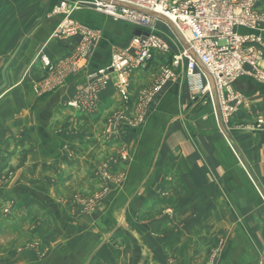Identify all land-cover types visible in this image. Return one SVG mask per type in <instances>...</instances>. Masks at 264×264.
Here are the masks:
<instances>
[{
  "label": "crops",
  "instance_id": "crops-1",
  "mask_svg": "<svg viewBox=\"0 0 264 264\" xmlns=\"http://www.w3.org/2000/svg\"><path fill=\"white\" fill-rule=\"evenodd\" d=\"M58 1L0 0V71L5 58L14 56L10 69L14 77L11 89L0 96V163L5 161L7 166H14L15 178L12 182L27 185V193L33 195L34 199L44 198L37 193L43 190L39 185L42 171L36 173V169L47 166L45 162L51 164L61 157L64 146L66 150L72 148L74 139L69 130L80 126L91 127V135L95 136L103 121L113 115L124 117V122L112 131V144L104 148L106 155L112 158L113 152L123 147L130 155L127 166L146 167L152 169L147 171L152 173L154 170L152 181L159 180L162 185L164 178L160 174V167L195 169L225 167L234 163L229 156L227 138L235 143L248 169L255 167L251 157L250 161L243 158L242 152H248L249 148L261 146L257 157L264 161V130L252 132L250 137L239 131L227 133L224 129L226 136L220 127L217 129L214 125L217 122L214 105L200 107L203 101L196 100L186 84L185 61L177 66L173 64V57L181 53L182 44L171 31L172 37L158 33L168 48L165 51L155 50L153 58L144 68L129 73L128 100L125 101L117 91L115 78L112 76L103 83L104 79L101 80L98 71L110 63L114 53L123 51L129 45L136 28L129 22L115 21L89 7H80L72 18L86 31H92L93 38L88 41L83 35L54 37L53 33L63 21L62 16L51 14V9ZM70 1L87 3L89 0ZM257 12H264V0H260ZM159 25L169 29L163 23L155 24L156 27ZM240 33L255 36L264 45L263 29H242ZM43 56L55 65L56 72H62V84L53 92L38 96L33 90L35 85L50 75L43 68ZM167 69L173 73V78L162 82L163 72ZM247 70V74L233 83V90L244 98V104L237 114L243 120L264 113V82L254 75L257 70L264 71V61H259L255 69ZM90 90L97 104L94 111L80 112L64 106L74 96L80 94L83 97ZM138 119L142 121L141 124L133 125L132 121ZM242 136L250 138L248 143L251 147L241 143ZM18 137L22 139L17 141ZM99 146L95 144V148ZM144 153H150L149 159L144 158ZM9 154L11 162L5 159ZM260 167L264 168V163L261 162L257 170ZM251 176L255 179L256 190L264 193V180L259 173L255 172ZM176 180L173 173L164 181L165 186L152 192L150 190L148 194L144 192L145 182L149 181L146 176L140 180L136 191L144 192L142 197L147 194L150 199H156L158 204L169 202L174 215L181 209L187 213L191 210V207H176L178 201L210 198L206 190L192 193L189 181L186 186H181ZM159 189L165 190L160 192ZM124 193L130 196V192ZM193 209L196 210L195 207ZM194 216H197V212H194ZM172 220L175 229L178 224L174 218ZM173 239L158 241L156 249L159 250L155 256H160L164 261H167L165 256L172 258L175 253L172 250L166 252L164 248L168 244L173 246L184 242ZM200 245L194 244L193 255L188 253L181 256L180 262L195 264ZM144 248L147 250V246Z\"/></svg>",
  "mask_w": 264,
  "mask_h": 264
},
{
  "label": "rangeland",
  "instance_id": "rangeland-1",
  "mask_svg": "<svg viewBox=\"0 0 264 264\" xmlns=\"http://www.w3.org/2000/svg\"><path fill=\"white\" fill-rule=\"evenodd\" d=\"M72 15L71 20L83 28ZM154 31L172 37V31L165 26H154ZM86 32L90 41L92 31ZM78 36L81 37L82 33L61 38ZM13 57L8 56L2 62L0 96L11 89ZM50 64V67H45L42 63L50 75L35 85L33 90L38 96L53 92L62 84V72H56L55 65L51 61ZM92 94L90 90L83 97L76 95L64 106L70 110L92 112L97 106ZM212 99L207 96L200 107L214 105ZM75 103L79 108L74 106ZM243 104L244 98L241 106H236L231 114L221 115L227 133L239 131L250 135L264 130V113L249 120L238 117ZM123 120L124 117L115 115L105 119L95 136L91 135V127L69 130L74 139L72 148L66 150L64 146L61 157L36 169V173L42 171L39 185L43 190L37 193L44 198L34 199L27 193V185L12 182L14 166H7L5 161L0 163V264H188L181 263L180 257L188 253L193 255L192 247L197 243L201 245L195 264H264V193L256 190L255 179L251 176L258 172L264 180V168L257 170V166L264 163L257 157L261 146L252 148L248 136L241 138L243 145L251 147L242 154L246 161L251 157L255 166L252 170L243 164L235 143L229 138V156L234 163L228 166L195 169L160 167L164 181L174 173L181 186H186L189 181L192 193L206 190L210 194L206 199L178 201L176 207L186 206L191 210L187 213L181 209L174 215L169 202L160 203V207L156 199H150L147 194L142 197L144 192L149 194L150 190L165 186L164 181L163 185L159 180L152 181L154 170L152 173L147 172L152 169L146 167L127 166L130 155L123 147H119L120 150L116 148L112 158L106 155L104 148L112 144V131ZM141 122L140 119L133 120L132 124L136 126ZM214 125L219 128L217 122ZM95 144H100V150L95 148ZM147 154L144 153L145 159H149L150 153ZM10 155H4L6 161L11 162ZM146 176L150 181L145 182L146 191H136L140 180ZM124 191L130 192V196ZM173 218L178 224L175 229ZM166 229L177 232H166ZM173 238L184 241L164 248L166 252L172 250L175 253L173 257L168 259L165 256L167 261H164L155 256L159 250L156 249L157 242ZM142 246H147L148 252Z\"/></svg>",
  "mask_w": 264,
  "mask_h": 264
},
{
  "label": "built area",
  "instance_id": "built-area-1",
  "mask_svg": "<svg viewBox=\"0 0 264 264\" xmlns=\"http://www.w3.org/2000/svg\"><path fill=\"white\" fill-rule=\"evenodd\" d=\"M114 2L166 16L189 49L198 55L213 76L222 117L231 114L236 106H241L243 97L233 91V83L248 73L247 68L255 69L259 61H264V45L261 40L240 33L242 29L264 30V13L257 12L260 0H91L87 3L59 1L51 11L52 15L63 17L61 25L54 32L55 37L75 36L81 32L88 40V32L85 33L86 30L70 18L83 5L115 21L129 22L135 26L136 31H140L139 35L132 36L123 51L114 53L110 63L98 71L101 80L104 79L103 83L105 78L111 75L115 77L117 91L126 101L129 73L134 69L144 68L153 58L155 50L165 51L168 46L158 32L154 31L155 24L163 23L162 21L116 6ZM183 60L186 63V84L194 98L202 101L209 96L212 99L209 82L188 50L182 46L181 53L173 57V64L177 66ZM42 63L45 67L51 65L45 56L42 57ZM256 72L255 77L264 81V72ZM171 78L173 73L165 70L162 82ZM74 106L79 108L78 103Z\"/></svg>",
  "mask_w": 264,
  "mask_h": 264
},
{
  "label": "water",
  "instance_id": "water-1",
  "mask_svg": "<svg viewBox=\"0 0 264 264\" xmlns=\"http://www.w3.org/2000/svg\"><path fill=\"white\" fill-rule=\"evenodd\" d=\"M113 4L116 5V6H119V7H125L127 9L142 13L144 15H147V16L151 17V18L158 19V20L162 21L163 23H165L169 27V29L172 31V33L175 35V37L180 41L182 46L185 49L188 50L190 56L196 62V64L198 65L199 69L203 72V74L205 75L207 81L209 82L210 90H211V93L213 94V98H214V107H215V114H216L217 122H218V125H219L220 129L226 135V133L224 131V128H223V125H222V121H221V113H220L218 95H217V90H216L215 81L213 79V76L208 71V69L205 67V65L201 62V60L198 57V55L193 50L189 49L188 45L184 42V40L182 39L180 33L177 31V29L175 28L173 23L166 16H164V15H162L160 13H157L155 11H148V10H145V9H141V8L134 7L132 5H128V4H124V3H120V2H114ZM135 34L139 35L140 31H136Z\"/></svg>",
  "mask_w": 264,
  "mask_h": 264
},
{
  "label": "bare ground",
  "instance_id": "bare-ground-1",
  "mask_svg": "<svg viewBox=\"0 0 264 264\" xmlns=\"http://www.w3.org/2000/svg\"><path fill=\"white\" fill-rule=\"evenodd\" d=\"M157 11L160 12L159 9H157Z\"/></svg>",
  "mask_w": 264,
  "mask_h": 264
}]
</instances>
